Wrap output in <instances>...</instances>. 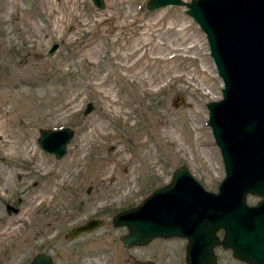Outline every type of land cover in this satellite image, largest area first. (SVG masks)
Wrapping results in <instances>:
<instances>
[{
  "label": "rangeland",
  "instance_id": "1",
  "mask_svg": "<svg viewBox=\"0 0 264 264\" xmlns=\"http://www.w3.org/2000/svg\"><path fill=\"white\" fill-rule=\"evenodd\" d=\"M103 2L0 0V229L18 228L0 239V264H29L39 251L56 264H185L184 240L124 247L126 227L111 216L181 163L209 190L224 175L206 124L222 81L203 31L184 5ZM61 126L73 135L56 158L36 139ZM90 217L103 224L66 236ZM214 251L216 264H246Z\"/></svg>",
  "mask_w": 264,
  "mask_h": 264
},
{
  "label": "water",
  "instance_id": "2",
  "mask_svg": "<svg viewBox=\"0 0 264 264\" xmlns=\"http://www.w3.org/2000/svg\"><path fill=\"white\" fill-rule=\"evenodd\" d=\"M91 1L98 8L104 5L103 0ZM168 4L184 5L203 31L222 81L221 96L206 102V124L219 148L224 175L216 190H209L181 163L168 182L116 211L111 223L126 227L119 235L124 247L144 245L154 237H185V264H216L217 246L246 264H264V0H146L145 7ZM57 46L52 42L46 54ZM92 107L86 102L83 114ZM72 135L69 126L47 127L39 129L36 141L59 158ZM248 194L257 200L248 203ZM102 224V219L90 217L70 227L66 236ZM29 264L56 263L39 251ZM129 264L156 263L134 258Z\"/></svg>",
  "mask_w": 264,
  "mask_h": 264
},
{
  "label": "bare ground",
  "instance_id": "3",
  "mask_svg": "<svg viewBox=\"0 0 264 264\" xmlns=\"http://www.w3.org/2000/svg\"><path fill=\"white\" fill-rule=\"evenodd\" d=\"M50 5V4H49ZM53 7V6H52ZM60 22H61V20H60ZM160 48H161V46L158 48V50H160ZM166 57H168V56H163V57H161V58H163V59H165ZM1 132V131H0ZM1 135V134H0ZM41 202V200H39V201H37V203H40ZM25 210H27L28 211V208L27 209H25ZM26 211V212H27ZM21 218V217H20ZM12 221H13V219H12ZM16 229H18L17 228V226L15 225V222H12L11 223V225H8V226H4L2 229H0V239L2 238V237H5L6 235H8V234H11L12 232H14ZM7 238V237H6Z\"/></svg>",
  "mask_w": 264,
  "mask_h": 264
},
{
  "label": "flooded vegetation",
  "instance_id": "4",
  "mask_svg": "<svg viewBox=\"0 0 264 264\" xmlns=\"http://www.w3.org/2000/svg\"><path fill=\"white\" fill-rule=\"evenodd\" d=\"M172 173H173V171H171V173H170V176L172 175ZM169 176V177H170ZM219 232L221 233V230H219ZM172 237H178V238H180L181 240H184L185 242L187 241V239L185 238V237H182V236H172ZM161 238H166V237H161ZM169 238V237H168ZM145 245V244H144ZM185 245V244H184ZM226 250H228V249H226ZM216 260H217V257H216Z\"/></svg>",
  "mask_w": 264,
  "mask_h": 264
}]
</instances>
